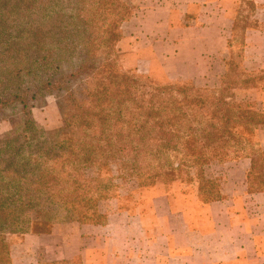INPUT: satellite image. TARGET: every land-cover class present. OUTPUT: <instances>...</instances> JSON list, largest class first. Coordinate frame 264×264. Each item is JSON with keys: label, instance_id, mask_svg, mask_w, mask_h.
Masks as SVG:
<instances>
[{"label": "trees", "instance_id": "trees-1", "mask_svg": "<svg viewBox=\"0 0 264 264\" xmlns=\"http://www.w3.org/2000/svg\"><path fill=\"white\" fill-rule=\"evenodd\" d=\"M75 1L81 18L86 0ZM242 1L248 11L255 10L252 0ZM10 2L0 0V14ZM96 3L101 13L92 21L81 18V32L73 38L60 34L69 42L73 40L69 50H44L37 31L33 37L32 31L27 33L34 50L25 56L12 44L0 42V108L16 104L22 110L20 133L0 146V264H11L7 235L49 234L54 208L63 212L69 223L105 225L108 216L101 206L113 189L111 179H101L96 171L89 177L86 172L111 163L123 171L122 177L131 176L138 188H149L159 180L172 182L179 177L177 173L186 166L175 165L170 153H180L189 143L187 151L193 164L188 167L194 169L200 195L211 202L221 199V179L206 177L205 167L213 158L220 163L230 150L242 147L251 159L248 191H264L263 154L233 132L234 126L250 133L264 127L261 114L244 108L234 98L233 90L254 81L232 75L243 52L225 61L219 90L153 86L147 79L126 72L116 59L120 26L129 17L128 7L120 0ZM238 14L237 10L231 35L232 40L240 39L244 44L247 30H257L260 24L246 17L239 20ZM28 22L32 27V21ZM99 22L103 23L96 24ZM19 39L17 35L13 38L15 43ZM58 94L71 108L79 135L52 143L36 142L32 105Z\"/></svg>", "mask_w": 264, "mask_h": 264}, {"label": "crops", "instance_id": "crops-1", "mask_svg": "<svg viewBox=\"0 0 264 264\" xmlns=\"http://www.w3.org/2000/svg\"><path fill=\"white\" fill-rule=\"evenodd\" d=\"M144 1L128 25L152 44L139 59L150 69L173 62L199 69L204 54L225 50L235 0ZM253 1L264 26V0ZM187 46L189 59L183 58ZM250 168L246 158L209 176L221 179L217 201H206L196 181L178 183L132 212L109 214L105 225L73 222L23 235V253L10 246L11 264H264V191H248Z\"/></svg>", "mask_w": 264, "mask_h": 264}, {"label": "rangeland", "instance_id": "rangeland-1", "mask_svg": "<svg viewBox=\"0 0 264 264\" xmlns=\"http://www.w3.org/2000/svg\"><path fill=\"white\" fill-rule=\"evenodd\" d=\"M7 1L9 0H5V2ZM11 1L9 5L3 8V13L0 14V22L2 21L0 23V42L3 45H5L4 42L12 44L15 46L16 51H22L23 56L27 55V51L34 50L32 40L28 38L27 33L32 31L30 35L33 37V31L39 32L44 50L60 49V52H62L65 49L69 50L74 43H71L73 40L71 42L67 39L65 40L63 35L61 36L60 34H68L69 38L75 37V33L83 30L81 18H88V20L92 21L95 16L101 13V7L96 3L100 0H86L84 4L85 11L81 18L78 16L80 5L75 0ZM120 2L128 7L129 17L127 16L126 21L120 26L121 39L117 43L115 54L119 65L126 72L134 74L139 78L147 79L153 86L176 84L219 90L222 78L226 73L225 61L230 55L242 51V62L238 66V70H235L232 75L236 79H243L245 77L254 81L248 84L247 87L233 90L234 98L244 108L252 109L261 114L264 122L263 25L260 24L257 30H247L244 44L240 39L232 40L231 34L227 36L225 50L219 53L204 54V61L202 62L204 65L199 67V69L190 70L185 67H179L176 62L169 64L165 69L158 67L150 69L147 62H140L139 59H146L149 56L145 49L152 47V44L145 38L136 37L135 34L131 33V28L128 25L133 15L148 2L144 0H120ZM255 6V10L250 12L244 1L235 0L232 17L235 18L238 10L239 20H242L244 17L248 21L257 20L259 11L258 6L256 4ZM28 21H32L33 23V26L30 28L28 26L31 23ZM102 23L96 24L100 25ZM238 33L240 34V31ZM15 35L20 38L17 43L13 40ZM22 37L23 40H21ZM229 40L232 41L230 46ZM185 48L188 49L189 47ZM187 49L183 50V58L189 59L193 53H189V49ZM21 111V106L16 104L0 108V146H2L7 138L20 133L22 128ZM31 113L38 129L36 142L48 141L52 143L66 136L77 137L79 135V129L74 121L73 112L61 94L40 99L32 105ZM263 129L264 127L250 133L241 127L236 128L234 126L233 132L240 133L244 141L250 143L254 151H259L264 156ZM190 148L191 144L186 143L180 153H170V159L175 165L184 163L186 166L185 170L177 173L178 178L172 182H162V180H159L154 186L149 188H138L131 176L124 174L122 177L123 171L113 163L107 167L93 171H91L92 169L88 170L86 172L87 176H94V172L96 171V173L98 172L96 175L100 176L101 179H111L113 185V189L108 195L109 199L102 204L101 211L107 214V216L117 210L132 212L138 206L149 204L153 197L166 193L171 185L178 183L191 185V183L196 181V178L194 176V169L188 167L193 164L187 151ZM246 154H248L246 148L238 147L232 151L230 150L226 158L220 163L215 160L216 157L213 158L208 167H205L204 172L206 177L213 176L216 173H224L227 165L246 159ZM220 166L223 168L222 170ZM50 216L52 228L69 224V221L65 219V214L63 212H56V208H54ZM26 234L32 233L28 232ZM26 234H8L6 237L9 246H12L18 255L24 252V250H21L20 244L22 243L23 235Z\"/></svg>", "mask_w": 264, "mask_h": 264}]
</instances>
